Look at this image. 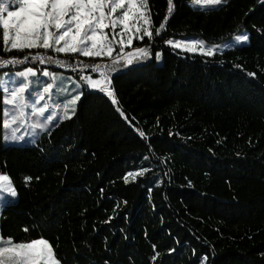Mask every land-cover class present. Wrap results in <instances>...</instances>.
<instances>
[{
    "label": "trees",
    "instance_id": "1",
    "mask_svg": "<svg viewBox=\"0 0 264 264\" xmlns=\"http://www.w3.org/2000/svg\"><path fill=\"white\" fill-rule=\"evenodd\" d=\"M174 4L154 45L163 63L112 76L120 106L146 139L93 91L36 145L5 146L0 128V174L19 191L0 212L4 238L43 236L67 264H153L152 244L160 252L154 264H193V249L208 264H264V36L256 31L264 7ZM150 5L158 26L166 0ZM245 30L250 44L207 60L163 43L195 36L221 44ZM3 107L0 99V121ZM141 168L150 171L125 184L126 172Z\"/></svg>",
    "mask_w": 264,
    "mask_h": 264
},
{
    "label": "snow or ice",
    "instance_id": "2",
    "mask_svg": "<svg viewBox=\"0 0 264 264\" xmlns=\"http://www.w3.org/2000/svg\"><path fill=\"white\" fill-rule=\"evenodd\" d=\"M227 2L189 0L192 6L201 8H215ZM258 3L264 7V0H258ZM166 4L167 14L155 26L150 0H0V70H3L0 71V99L4 106L0 128L3 129V142L38 144L41 133L50 136L53 128L65 120H72L78 102L86 92L92 91L108 97L119 116L141 139H146L145 131L136 128L120 106L112 74L119 72L132 77L152 62L163 63L165 53L163 49L155 50L154 45L156 38L162 37L166 31L174 12V0H166ZM256 31L264 36V28H256ZM251 38L245 30L231 37L233 43H225L223 47L250 44ZM163 43L173 51L200 55L206 60L221 50L220 44H208L205 39L195 36L167 38ZM41 49L44 51H32ZM8 53L15 54L4 55ZM81 57L88 59L82 60ZM105 59L107 62H97ZM37 64L70 68L77 72V81L69 89L58 73L46 67L37 68ZM247 75L254 77L256 73L249 71ZM149 171L148 168L128 171L123 180L125 184L130 179L136 181L138 176L144 177ZM25 179L31 180L32 177ZM189 186H192L191 181ZM151 190L150 187L149 193ZM18 195L10 176L0 174V210L10 206ZM123 203L127 204V201ZM114 218L110 216L104 223H110ZM122 218L127 219V214ZM23 230L29 231L27 228ZM151 247L150 259L154 264L160 252L155 244ZM167 251L171 254L176 249L169 247ZM193 255V264H208L207 254L196 255L193 249ZM0 264H67V261L58 256L54 246L43 236L15 242L11 237L0 235ZM105 264H108L107 259Z\"/></svg>",
    "mask_w": 264,
    "mask_h": 264
},
{
    "label": "rangeland",
    "instance_id": "3",
    "mask_svg": "<svg viewBox=\"0 0 264 264\" xmlns=\"http://www.w3.org/2000/svg\"><path fill=\"white\" fill-rule=\"evenodd\" d=\"M229 1V0H228ZM191 5V4H190ZM224 5V4H223ZM191 7H193L194 9H197V10H211V9H216V8H219V7H221V6H217V7H215V8H201L200 6H192L191 5ZM175 39H180V38H175ZM145 41H147V38H145ZM136 44H140V42H135ZM225 43H233V41L231 40V39H229V40H227V41H225V42H223V43H221L220 45H221V50L217 53V54H222V53H224V52H226V51H229V50H231V49H234V48H237V47H242V46H245V45H247V43L246 44H244V45H242V46H240V45H238V46H235V47H230V48H224L223 47V45L225 44ZM32 51H40V52H43L44 50H32ZM180 51V50H179ZM182 52V51H181ZM61 58H62V54H61ZM81 59L82 60H87L88 58H84V57H81ZM97 62H100V63H104V62H107L106 61V59L105 60H97ZM161 65V64H160ZM30 66H32V65H30ZM37 68H48V70L49 71H51V72H56V73H58L62 78H64L65 79V81H66V87L67 88H71V84L73 83V82H76L77 81V79H75L72 75H70V74H68L69 72H74V71H72L70 68H62V67H58V66H56V65H39V64H37V65H35ZM56 71H55V70ZM74 73H77V72H74ZM119 72H116V73H113L112 74V76H114V75H116V74H118ZM90 75H93L94 77H97L98 76V74H96V73H89ZM41 78L42 79H44L42 76H41ZM93 92H98V91H93ZM5 146H7V144H4ZM0 212H1V210H0Z\"/></svg>",
    "mask_w": 264,
    "mask_h": 264
},
{
    "label": "crops",
    "instance_id": "4",
    "mask_svg": "<svg viewBox=\"0 0 264 264\" xmlns=\"http://www.w3.org/2000/svg\"><path fill=\"white\" fill-rule=\"evenodd\" d=\"M29 119H31V117L29 116ZM45 134V133H41V136ZM40 136V137H41ZM27 144H30V143H27ZM7 145H12V146H20V145H25V144H7Z\"/></svg>",
    "mask_w": 264,
    "mask_h": 264
}]
</instances>
